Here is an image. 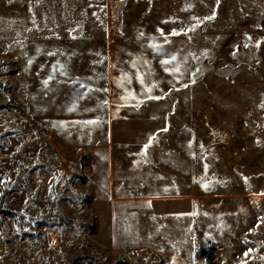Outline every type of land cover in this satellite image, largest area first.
Masks as SVG:
<instances>
[{"label": "rangeland", "instance_id": "obj_1", "mask_svg": "<svg viewBox=\"0 0 264 264\" xmlns=\"http://www.w3.org/2000/svg\"><path fill=\"white\" fill-rule=\"evenodd\" d=\"M0 264H264V0H0Z\"/></svg>", "mask_w": 264, "mask_h": 264}, {"label": "snow or ice", "instance_id": "obj_2", "mask_svg": "<svg viewBox=\"0 0 264 264\" xmlns=\"http://www.w3.org/2000/svg\"><path fill=\"white\" fill-rule=\"evenodd\" d=\"M177 33L173 32V35H176ZM176 58L175 57H172V61H174ZM163 64L167 65L169 63H171V61L169 60H165V61H162ZM176 71H179L178 68L175 69ZM51 79V77L49 78ZM44 85L45 87H47L49 81L48 80H45L44 82ZM141 83H143V79L141 78ZM106 91V90H105ZM147 91L150 93L151 92V88H148ZM134 98V97H133ZM106 103V102H105ZM75 108V105H73V109H70V110H74ZM86 123H89V124H92V123H96L95 121H87ZM150 147V143L149 144H146L144 145V152L143 154L146 156L147 155V149ZM206 187V186H205Z\"/></svg>", "mask_w": 264, "mask_h": 264}, {"label": "built area", "instance_id": "obj_3", "mask_svg": "<svg viewBox=\"0 0 264 264\" xmlns=\"http://www.w3.org/2000/svg\"><path fill=\"white\" fill-rule=\"evenodd\" d=\"M53 165L56 168H60V159L58 157H56V158L53 159ZM81 203H82V200L78 202V206L79 207H81ZM83 240H84V237H83ZM125 257H127V255L125 253H122V254L118 255L117 258H118V260L123 261L125 259Z\"/></svg>", "mask_w": 264, "mask_h": 264}, {"label": "crops", "instance_id": "obj_4", "mask_svg": "<svg viewBox=\"0 0 264 264\" xmlns=\"http://www.w3.org/2000/svg\"><path fill=\"white\" fill-rule=\"evenodd\" d=\"M138 108H139V106H138ZM151 168H153V167H151Z\"/></svg>", "mask_w": 264, "mask_h": 264}, {"label": "trees", "instance_id": "obj_5", "mask_svg": "<svg viewBox=\"0 0 264 264\" xmlns=\"http://www.w3.org/2000/svg\"><path fill=\"white\" fill-rule=\"evenodd\" d=\"M83 180H85V179H83Z\"/></svg>", "mask_w": 264, "mask_h": 264}]
</instances>
